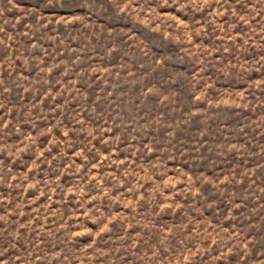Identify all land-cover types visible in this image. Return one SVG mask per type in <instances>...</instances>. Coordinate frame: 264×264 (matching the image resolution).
Returning <instances> with one entry per match:
<instances>
[{"label":"rangeland","instance_id":"rangeland-1","mask_svg":"<svg viewBox=\"0 0 264 264\" xmlns=\"http://www.w3.org/2000/svg\"><path fill=\"white\" fill-rule=\"evenodd\" d=\"M0 264H264V0H0Z\"/></svg>","mask_w":264,"mask_h":264}]
</instances>
